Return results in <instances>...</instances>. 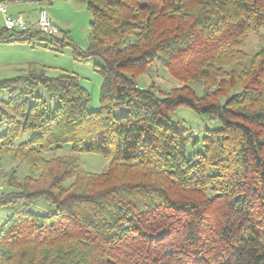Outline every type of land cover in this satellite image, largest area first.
Segmentation results:
<instances>
[{
  "label": "trees",
  "instance_id": "trees-1",
  "mask_svg": "<svg viewBox=\"0 0 264 264\" xmlns=\"http://www.w3.org/2000/svg\"><path fill=\"white\" fill-rule=\"evenodd\" d=\"M85 1V50L0 27V43L66 44L75 60L103 63L97 111L77 75L0 81V152L28 166L0 193V264H264V40L242 48L264 28V0ZM155 63L181 86L140 89ZM180 107L220 124L189 155L193 133L172 119ZM77 153L109 163L85 172ZM41 200L47 213L32 210Z\"/></svg>",
  "mask_w": 264,
  "mask_h": 264
},
{
  "label": "rangeland",
  "instance_id": "rangeland-1",
  "mask_svg": "<svg viewBox=\"0 0 264 264\" xmlns=\"http://www.w3.org/2000/svg\"><path fill=\"white\" fill-rule=\"evenodd\" d=\"M3 4V3H0ZM7 7V14L23 19L28 27L35 28L36 16L39 8H43L50 18L54 28L58 30L55 37H50L61 41L62 35L66 36V41L70 42L77 48L85 50L88 47L89 23L91 14L87 10L85 0H53L51 4L46 2L36 4L25 0H13V2H4ZM0 27H3L0 17ZM45 35L41 34V37ZM47 37V36H46ZM264 40V28L250 32L243 42V50L252 54L259 44ZM71 45L53 46L45 48L40 46L39 41L32 43H0V81L11 79L17 76L25 75L30 70L43 71L48 77H57L61 74L77 75L80 85L89 94L88 109L97 111L99 109V91L102 83V77L98 73V67L102 66V61L97 57L75 60L72 55ZM137 86L140 89H159L168 92L173 88L181 86V83L174 79L171 74L159 63H155L150 69L139 76ZM190 86L196 94H202V85L200 83H191ZM37 93L48 99L47 94L38 88ZM7 92H0V99L7 101ZM54 108L56 104H49ZM125 113L124 108L115 110L116 115ZM173 120L181 122L189 128L194 136L193 145L189 147L188 155L196 150H201L202 135L206 129L218 128L220 124L217 121H210L207 115H198L186 107L178 108L172 115ZM0 126V134L4 131ZM34 134L28 133L21 135L15 140L14 145H18L29 140ZM68 146H62L56 151L57 155H66L69 153ZM50 158L52 155L44 154ZM79 164L85 172L99 173L109 163L100 155L91 153H77ZM14 172L18 181H21L28 173V166L19 162L11 154L0 152V193L6 192L7 177ZM45 202L41 200L32 209L35 212L47 213ZM48 206V205H47ZM52 209L49 208V211ZM7 210H0V224L5 220Z\"/></svg>",
  "mask_w": 264,
  "mask_h": 264
},
{
  "label": "built area",
  "instance_id": "built-area-1",
  "mask_svg": "<svg viewBox=\"0 0 264 264\" xmlns=\"http://www.w3.org/2000/svg\"><path fill=\"white\" fill-rule=\"evenodd\" d=\"M0 16L3 18V28L6 30L26 31L29 29L27 23L19 16L12 17L7 14V7L5 4H0ZM34 26V29L47 37H55L58 33V30L54 28L46 11L43 9L38 10Z\"/></svg>",
  "mask_w": 264,
  "mask_h": 264
},
{
  "label": "crops",
  "instance_id": "crops-1",
  "mask_svg": "<svg viewBox=\"0 0 264 264\" xmlns=\"http://www.w3.org/2000/svg\"><path fill=\"white\" fill-rule=\"evenodd\" d=\"M8 12V11H7ZM1 17V19H2V24H3V18H2V16H0Z\"/></svg>",
  "mask_w": 264,
  "mask_h": 264
}]
</instances>
